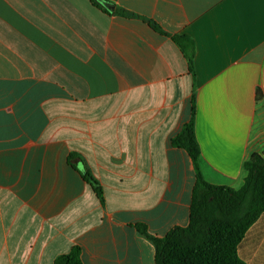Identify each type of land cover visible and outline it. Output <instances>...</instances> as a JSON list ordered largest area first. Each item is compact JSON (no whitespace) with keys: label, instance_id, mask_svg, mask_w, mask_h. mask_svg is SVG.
<instances>
[{"label":"crops","instance_id":"0c3cea01","mask_svg":"<svg viewBox=\"0 0 264 264\" xmlns=\"http://www.w3.org/2000/svg\"><path fill=\"white\" fill-rule=\"evenodd\" d=\"M104 1L0 0V264L75 247L83 264H156L136 225H189L195 169L171 140L193 97L208 183L239 190L264 153V0ZM173 36L193 41V73ZM239 256L264 264V215Z\"/></svg>","mask_w":264,"mask_h":264},{"label":"trees","instance_id":"16d2710c","mask_svg":"<svg viewBox=\"0 0 264 264\" xmlns=\"http://www.w3.org/2000/svg\"><path fill=\"white\" fill-rule=\"evenodd\" d=\"M90 1L99 9L110 13L102 3ZM118 12L126 15L124 11ZM150 25L157 33L166 35L157 24L150 22ZM172 39L181 49L193 73V41L187 36H173ZM261 96L258 92L257 97ZM195 117L196 99L193 97L190 121L171 140L172 147L189 155L195 169L196 183L189 225L185 228L176 227L163 238L151 236L147 226L143 224L136 225V228L153 243L156 264H245L239 256L240 245L249 230L264 215V153H254L245 162L246 177L239 190L208 183L200 168L201 149L195 132ZM74 158L71 156L69 162L91 185L104 205L102 186L84 165H75L72 162ZM56 264H83L81 249L75 247L69 255L58 258Z\"/></svg>","mask_w":264,"mask_h":264},{"label":"water","instance_id":"95a60500","mask_svg":"<svg viewBox=\"0 0 264 264\" xmlns=\"http://www.w3.org/2000/svg\"><path fill=\"white\" fill-rule=\"evenodd\" d=\"M98 2L102 3V5L109 11H113L114 10V6L108 2H104L103 0H97Z\"/></svg>","mask_w":264,"mask_h":264}]
</instances>
